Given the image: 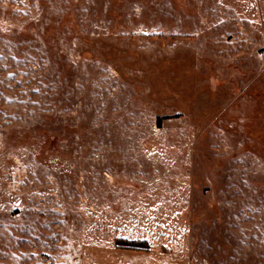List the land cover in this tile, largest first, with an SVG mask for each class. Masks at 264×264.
<instances>
[{"label":"rangeland","instance_id":"rangeland-1","mask_svg":"<svg viewBox=\"0 0 264 264\" xmlns=\"http://www.w3.org/2000/svg\"><path fill=\"white\" fill-rule=\"evenodd\" d=\"M0 264H264V0H0Z\"/></svg>","mask_w":264,"mask_h":264}]
</instances>
